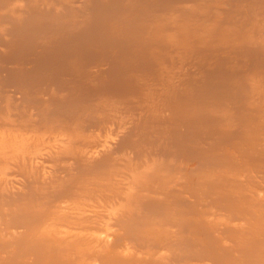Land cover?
Instances as JSON below:
<instances>
[{"label": "bare ground", "instance_id": "bare-ground-1", "mask_svg": "<svg viewBox=\"0 0 264 264\" xmlns=\"http://www.w3.org/2000/svg\"><path fill=\"white\" fill-rule=\"evenodd\" d=\"M15 31L57 53L88 31L94 61L148 63L110 92L145 111L89 109L108 71L29 69ZM0 45V264H264V0H0Z\"/></svg>", "mask_w": 264, "mask_h": 264}, {"label": "rangeland", "instance_id": "rangeland-1", "mask_svg": "<svg viewBox=\"0 0 264 264\" xmlns=\"http://www.w3.org/2000/svg\"><path fill=\"white\" fill-rule=\"evenodd\" d=\"M154 4V3H153ZM152 4V5H153ZM155 5V4H154ZM140 8V7H139ZM139 10V9H138ZM102 11V10H101ZM102 13H103V11H102ZM135 13H139V12H136V10H135V12H134V14L133 15H136ZM133 15H132V19H133ZM36 17H39V15H37ZM32 18H33V16H32ZM32 18H31V20H32ZM81 18H83V16L81 17ZM131 19V21H135L134 23H133V26H131L132 24H129V23H127L126 25L127 26H131V27H134V25H136V20H137V18L135 17L134 19H136V20H132ZM30 20V21H31ZM130 21V22H131ZM105 22V23H104ZM106 23H108L107 22V20L106 21H102V23H99L96 27V30H98L99 32H101L102 31V29H104V30H106L107 28V24ZM5 25H8L9 26V24L7 23V24H5ZM102 25V26H101ZM106 25V26H105ZM124 26V25H115V26H112V25H110V26H112V28H109L111 31L109 32V38H111L112 40L113 39H115L116 41H117V39H119L120 37H121V35L124 33V34H127L128 33V35L131 33L129 30H130V28L129 27H127V26ZM105 28H104V27ZM38 27V26H37ZM125 27V29H124V31H123V28ZM115 28H117V29H115ZM122 28V29H121ZM127 28H129L128 29V31L130 32H128L127 31ZM132 29V28H131ZM115 31H116V34H113V33H115ZM120 31L122 32V33H120ZM113 32V33H112ZM87 33H89L88 31H87ZM86 32L82 35V36H79V37H77L76 38V42L75 43H72L71 45H67V49H64L62 46V44L61 45H59V46H57V49H58V51H59V53H57V52H55L54 50L55 49H53V48H50V47H48V46H46V44H42V40H36V39H38V38H36L35 37V35H33V34H30L29 35V39L28 38H26L25 36L23 37V36H19V35H17L18 33H16V31L14 32V36H13V38H12V46H14V47H12L11 45L9 46L11 49L9 50V52H11V54L13 53H15L14 52V50L16 51V54L19 56V58H20V60H22L23 59V57L25 58L26 56V58H25V64L27 65V67H29V69H31L30 67H33V65L34 66H36V67H33V68H39V64H40V68H47L48 70L51 68V63L52 62H54V57H55V54H56V59H58V61H59V59L60 58H57V55H58V57H60L61 56V60H63V59H66L65 57L66 56H74V55H76V54H81V61L79 62L78 61V63H76V64H71V67H65V66H60V65H58V67H59V77H60V79L62 78V80L61 81H63V80H68L67 82H66V84H69L70 82H75V79L76 78H70V77H77V76H79V75H77V74H79V73H77L76 74V76H75V73H76V71H78V70H80V72H83V73H88L89 71H87V69H90V70H92V73L93 72H95V70H98L99 71V69L101 70V71H108V72H105L106 74H104L103 72H102V75L100 76V79H97L96 80V82H98V83H94V85H92V87H90L89 88V109L91 108V109H93V110H95L97 107V105L96 104H94V102H96L97 104L99 103V101H101L102 99H101V96H106V101H107V107L108 108H110L111 110H115V112H114V114L117 112H119V113H123L124 111H126V113H132V112H130L131 110L132 111H136V110H138V109H141L142 111L145 109V107L148 105V104H144L143 103V101L141 102V103H139L138 105L136 104V105H134V108H131L130 110H128V109H124L123 108V104H121L120 102V100H118V99H116V98H112V97H115L113 94H110V92L111 91H113L114 89H117V88H119L120 86H122V85H125L126 83H129V84H131L132 85V83H130V80H131V82H133V87H137L136 85H139V83H141L140 82V80H141V78H140V72L141 71H143L144 69H146V67H148L149 65H148V63L147 64H141V63H143V61H140V60H137V62L139 61V64L138 63H135L136 62V60H134V58L132 57L131 59H130V57H128L129 55H130V51H128L126 48H123V49H121L117 54H115V52L114 51H111L112 49H113V47H111V49H108V51H110V53L111 52H113L114 53V56L115 55H119V53L121 54V55H119V57L121 56V58L123 57V58H129L130 60V63H127V64H117V66L119 65L120 67H117V66H115L114 68H112V66H111V64H110V62L109 61H107V60H104V61H102L101 63H100V60H98V59H95V61L93 60V58H95V55L92 53L91 54V52H87L88 50V47H90V45L92 44H94L93 42L95 41V43L97 42V39H98V37L97 38H94V36L95 35H90V33H89V35L87 34ZM87 34V37L85 36ZM121 34V35H120ZM31 35H33L32 37H30ZM37 35V34H36ZM113 35H115V36H113ZM119 35V36H118ZM40 35H38L37 37H39ZM20 37V38H19ZM85 37H86V39H85ZM105 37H107L106 35H105ZM105 37H103V39L105 38ZM190 37L192 38V35H190ZM31 38H34V39H31ZM40 38V37H39ZM78 38L80 39V41L78 40ZM89 38V39H88ZM108 38V37H107ZM108 38V39H109ZM21 39V40H20ZM88 39V40H87ZM110 39V40H111ZM33 40V41H32ZM82 40H84V41H82ZM20 41V42H19ZM22 41V42H21ZM99 41V40H98ZM106 41V40H105ZM105 41L103 42V44H105ZM137 41V40H136ZM32 42V43H31ZM38 42V43H37ZM86 42H87V44H86ZM140 43V41L138 40L137 41V43ZM21 43V44H20ZM35 43V44H34ZM83 44V45H82ZM102 44V45H103ZM109 44L111 45V43L109 42ZM20 45H21V47H20ZM24 45H26V46H24ZM43 45V46H42ZM106 45V44H105ZM46 47V49H45V47ZM53 46V45H52ZM73 46V47H72ZM144 46H146V45H144ZM47 47H48V49H47ZM80 47V48H79ZM41 48H42V50H41ZM60 48H62V49H60ZM144 48H147V47H142L141 49L143 50ZM150 48H152L151 46H150ZM150 48H147V49H149V50H146L145 51V49H144V51H145V53H147L148 51H150L151 49ZM6 49V47L5 46H1L0 45V50H5ZM14 49V50H13ZM51 49H52V51H51ZM72 49V50H71ZM39 52H38V51ZM65 50H66V52H65ZM130 50V49H129ZM13 51V52H12ZM45 51V52H44ZM54 51V52H53ZM64 51V52H63ZM9 52H8V54H9ZM19 52V53H18ZM61 52V53H60ZM63 52V53H62ZM68 52V53H67ZM75 52V53H74ZM127 52V53H126ZM36 53V54H35ZM65 53H67L66 55H65ZM12 54V55H13ZM89 54V55H88ZM107 53H105L104 55H106ZM124 54V55H123ZM16 55V56H17ZM32 55V56H31ZM34 55V56H33ZM62 55H64V57L62 56ZM112 55V54H111ZM14 56V55H13ZM13 56H11V57H13ZM29 56V57H28ZM45 56V57H44ZM116 56V57H117ZM38 59V63H36V64H34V62H33V59H36V58ZM93 57V58H92ZM43 58V59H42ZM51 58V59H50ZM86 58V59H85ZM47 59V60H46ZM48 59H50V60H48ZM79 59V60H80ZM186 58H184V60H185ZM28 60L30 61V63L28 62ZM90 60H91V62H90ZM132 60H134V61H132ZM41 61V62H40ZM117 61H119V60H117ZM132 61V62H131ZM185 61H187V59L185 60ZM49 62V63H48ZM84 62V63H83ZM86 62V63H85ZM29 63V64H28ZM32 63V64H31ZM44 63V64H43ZM43 64V66H41ZM48 64V65H47ZM82 64V65H81ZM134 64V65H133ZM102 65H104V66H102ZM105 65H107V66H105ZM148 65V66H147ZM6 66H7V64H6ZM10 66H11V64H10ZM10 66L8 65L7 67L8 68H10ZM50 66V67H49ZM53 66V65H52ZM96 66V67H95ZM101 66V67H100ZM92 67V68H91ZM108 67V68H107ZM39 68V69H40ZM77 68V69H76ZM80 68V69H79ZM97 68V69H96ZM133 68V69H132ZM36 69V70H37ZM104 69V70H103ZM34 71L33 70V72H36L35 74V76L37 77L38 76V79H39V81H40V83H43L44 82V84H46L47 82H49V81H47V80H49L48 78H44L43 77V74H42V72H41V70L40 71ZM81 70H83V71H81ZM112 70V71H111ZM75 71V72H74ZM119 71V72H118ZM60 72H62V73H60ZM79 72V71H78ZM130 72V74H131V76L133 77V78H128V73ZM65 73V74H64ZM73 73V74H72ZM117 73V74H116ZM120 77H119V76ZM66 76H68V77H66ZM103 76V77H102ZM116 76V77H115ZM42 77V78H41ZM105 77V78H104ZM66 78V79H65ZM79 78V79H78ZM83 79V81H84V83H89L90 81L87 79V78H85V77H77V79L78 80H80V79ZM112 78V79H111ZM137 78H140L139 80H137ZM105 79V80H104ZM132 79H134V80H136L135 82H134V80H132ZM46 80V81H45ZM74 80V81H73ZM77 80V81H78ZM119 80V81H118ZM143 80V79H142ZM141 80V81H142ZM38 81V80H37ZM65 81L63 82V84L65 83ZM76 81V82H77ZM107 81V82H106ZM61 83V82H60ZM100 83V84H99ZM96 84H97V86H96ZM99 84V85H98ZM102 84V85H101ZM90 85V84H89ZM91 86V85H90ZM99 86V87H98ZM94 87V88H93ZM105 87V88H104ZM130 87V86H129ZM87 87H85V89H86ZM14 89V88H13ZM122 90H124L123 92L125 93V90H126V94H128L127 92H129L131 89H129V88H126V86H125V89L123 88ZM121 90V91H122ZM128 90V91H127ZM124 93H122L121 95H120V99L121 98H123L124 100H126L123 96L125 95ZM158 93V92H157ZM118 94V93H117ZM159 94V93H158ZM158 94H157V96H158ZM112 95V96H111ZM150 94H148V95H146V97H148ZM151 95H155L156 96V94H151ZM160 95V94H159ZM86 97V94H84V95H82V97ZM92 96H93V98H92ZM97 97V99H96V97ZM139 96V95H138ZM138 96H136V95H134V97L135 98H133V100H135V101H140L141 100V97L143 98V95H140L141 97H138ZM90 97H91V99H90ZM136 97H137V99L138 98H140V99H136ZM146 97H144L143 98V100L146 98ZM87 98H88V94H87ZM93 102H92V101ZM95 100V101H94ZM149 100L150 99H148V102H149ZM156 100H157V102H156ZM156 100H154V102H155V104L157 105V104H159L161 101L159 100V99H156ZM120 101V102H119ZM123 101V100H122ZM127 101V100H126ZM159 101V102H158ZM91 102H92V104H91ZM110 102V103H109ZM124 102V101H123ZM138 102H136V103H138ZM109 103V104H108ZM154 104V105H155ZM113 105V106H112ZM120 106V107H119ZM120 108V109H119ZM119 109V110H118ZM118 110V111H117ZM141 110H139V112L141 111ZM121 111V112H120ZM145 111V110H144ZM138 112V111H137ZM4 113V112H3ZM2 113V114H3ZM5 113H6V115H5ZM5 113H4V115L5 116H7V114H8V112L7 111H5ZM125 113V112H124ZM2 114H0V121H2L3 122V118L5 117V116H3ZM129 114H127V115H129ZM122 115H125V114H122ZM2 116H3V118H2ZM118 116H119V114H118ZM120 116H121V114H120ZM13 118L14 119H16L17 117H15V116H13ZM114 125V126H113ZM113 125H110L111 126V128L112 129H110V132L112 133L111 134V137L110 138H112L113 139V137L115 138V136L117 135L116 134V132L115 131H113L114 129H116L117 128V125H115V124H113ZM97 131V130H96ZM89 132V131H88ZM105 132V131H104ZM90 133V132H89ZM116 134V135H115ZM114 135V136H113ZM113 136V137H112ZM117 137V136H116ZM12 167V166H11ZM13 169H14V167H13ZM16 169V168H15ZM10 170H11V168H10ZM9 170V171H10ZM18 170H16V172H15V170H14V173H13V170H12V172L11 173H13L11 176H13L14 177V174L16 173V174H18V173H20L19 171L17 172ZM15 176H17V175H15ZM18 176H21V175H19L18 174ZM17 176V177H18ZM16 178V177H15ZM19 178L20 177H18L17 179L19 180ZM21 179V178H20Z\"/></svg>", "mask_w": 264, "mask_h": 264}]
</instances>
